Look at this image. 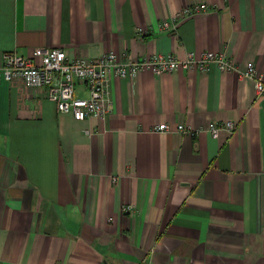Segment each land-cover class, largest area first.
Here are the masks:
<instances>
[{
    "label": "crops",
    "instance_id": "1",
    "mask_svg": "<svg viewBox=\"0 0 264 264\" xmlns=\"http://www.w3.org/2000/svg\"><path fill=\"white\" fill-rule=\"evenodd\" d=\"M37 47L129 60L213 51L264 74V0H0V65ZM109 92L104 118L77 120L45 88L0 79V264H264L256 81L215 64L144 69L111 76ZM212 121L238 127L214 136Z\"/></svg>",
    "mask_w": 264,
    "mask_h": 264
},
{
    "label": "built area",
    "instance_id": "2",
    "mask_svg": "<svg viewBox=\"0 0 264 264\" xmlns=\"http://www.w3.org/2000/svg\"><path fill=\"white\" fill-rule=\"evenodd\" d=\"M206 3L185 7L173 18V22H164L166 29L175 30L177 22L182 18L206 12ZM142 32V31H141ZM212 64L223 71H237L242 76L253 78L259 94H264V74L260 73L254 63H248L242 70L233 59L224 53L213 51L197 56L190 53L179 59L173 55L156 54L137 60L122 59L118 53L110 51L99 58L69 57L63 49L37 47L30 57L19 54L15 50L2 54L0 79L11 80L21 78L28 86L45 88L47 96L54 100L57 109L62 113H72L75 119L83 120L90 116L104 118L110 111L109 80L111 76L126 77L138 71L152 69L156 73H166L177 69L198 68L207 71ZM84 86L87 96L78 93V86ZM234 121L210 122L206 127L214 136L221 130L233 133L237 130ZM167 123H160L154 131H169ZM174 129L182 133H190L191 129L178 124ZM131 211L132 205L124 207Z\"/></svg>",
    "mask_w": 264,
    "mask_h": 264
}]
</instances>
